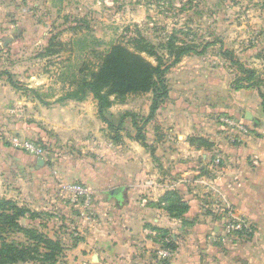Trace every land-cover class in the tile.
<instances>
[{"label":"rangeland","instance_id":"rangeland-1","mask_svg":"<svg viewBox=\"0 0 264 264\" xmlns=\"http://www.w3.org/2000/svg\"><path fill=\"white\" fill-rule=\"evenodd\" d=\"M50 41L52 47L48 46ZM115 43L133 51L152 48L164 63L171 60L169 51L176 46H190L202 52L183 55L164 74L168 95L157 99L160 107L147 122L145 118L154 100L152 92L110 96L111 104L104 113L114 126L111 128L104 122L96 135L89 130L70 132L67 141L35 121L32 105L27 114L20 110L23 106L20 94L24 93L26 84L37 89L46 104L60 103L58 100L67 91H76L67 85L71 75L84 63L94 67ZM226 50L231 51L234 60ZM140 53L153 65L157 64L155 56ZM240 64L254 71L253 78L242 83L255 84L241 89L258 92L259 87L264 91V0H0V95L6 99L0 102V212H13L4 200L26 207L28 213L15 218L17 225L36 229L60 243L53 258L44 260L51 249L41 237L37 250L28 252V255L36 253L37 259L26 258L9 264H86L76 260L80 251L74 248L80 236L73 217L82 216L81 201L64 192V184L57 182L51 172L43 173L41 178L29 174L24 177L18 166L23 154L32 155L33 166L38 165V157L49 164L66 161L68 169L72 167L77 174L92 180L100 171V178L113 179L115 165L119 163L129 170L136 168L129 162L136 157L143 168H146L143 161L148 160V169L155 171L157 180L175 179L168 170L164 171L162 163L176 156L172 153L177 148L168 151L163 143L177 140L176 134L168 132L177 118L167 123L160 110L166 108L169 96L176 97L186 103L181 107L186 108L187 115L199 114L203 127L229 141L233 132L225 119L249 120L244 112L236 118L228 116L227 111L232 100L230 93L237 91L231 84L238 77L248 76ZM5 88L11 90L10 94H6ZM197 105L201 109L197 110ZM125 113L129 116L121 118ZM119 122L120 127L115 128ZM261 124L264 126V122ZM32 125L38 129V138L27 133ZM195 137L210 141L206 135ZM234 138L231 142L238 143ZM24 140L43 147L44 154L28 153L20 146ZM109 188H114V182L102 188L100 199L91 197L90 202L116 203L108 193ZM18 226L0 217V249H4L8 258L14 252L2 247L4 244L21 248L38 239L32 238V233L18 231ZM159 237L165 240V250L171 253L168 245L176 246V240L162 233ZM0 258L6 259L5 254Z\"/></svg>","mask_w":264,"mask_h":264},{"label":"crops","instance_id":"crops-1","mask_svg":"<svg viewBox=\"0 0 264 264\" xmlns=\"http://www.w3.org/2000/svg\"><path fill=\"white\" fill-rule=\"evenodd\" d=\"M28 86L20 94L23 102L20 110L27 114L32 105L35 121H40L42 128L53 130L59 138L67 141L68 133L85 130L96 135L104 127L92 95L81 101L66 99L46 104L37 89ZM5 91L11 92L6 88ZM230 95L228 116L240 118L242 112L248 111L257 124L243 118L245 122L236 120L240 125L231 127L233 134L229 141L203 127L199 114L187 115L186 108L181 107L184 101L173 96L167 99L166 108L160 113L167 123L177 118L168 130L177 135V140H167L163 147L177 151L171 152L176 156L164 161L162 166L175 179L157 180L155 171L148 169V160L143 161L146 164L143 168L136 157L129 161L136 168L129 170L119 163L115 165L113 179L100 178V171L92 180L77 174L72 167L68 169L66 161L49 164L43 160L42 165L33 166L32 155L23 154L18 166L24 177L29 174L41 178L43 173L51 172L61 184L78 182L90 186L96 199L101 198L102 188L108 182L121 189L116 203L99 200L83 209L85 212L81 210L82 216L73 217L80 236L74 246L80 251L76 260L86 264H154L165 250V240L159 237L164 232L166 238L170 235L177 244L166 264H264V126L261 124L264 113L257 90L239 89ZM5 100L0 95V102ZM196 108L201 109L199 105ZM37 130L32 125L27 133L38 138ZM191 135H206L212 145L191 144L187 141ZM233 137L238 143L231 142ZM78 178L83 181H77ZM174 187L187 209L171 217L163 196ZM233 219L242 220L243 227L227 232L226 225Z\"/></svg>","mask_w":264,"mask_h":264},{"label":"trees","instance_id":"trees-1","mask_svg":"<svg viewBox=\"0 0 264 264\" xmlns=\"http://www.w3.org/2000/svg\"><path fill=\"white\" fill-rule=\"evenodd\" d=\"M48 46L52 47L53 43L50 41ZM141 51H144L151 56H155L157 64L153 65L145 56L140 53ZM169 52L171 60L167 63H164L162 56H160L152 48H142L140 51H133L121 43H115L108 49H106V51L100 57L99 63L94 67H91L89 63H84L77 72L71 75V77L68 79L67 85L71 88L75 87L76 91H67L66 94L58 101H63L65 99H74L77 101H81L85 99L88 94H91L96 101L99 117L103 122H105L109 127L112 128L114 124L109 119H107L104 113L105 109L111 104V100L109 98L110 96L120 97L126 94L152 92L154 94V100L151 106L150 113L145 118V122H147L153 117L156 110H158V108L160 107V102H158L157 99L165 98L168 95V89L166 88V84L164 81V74L174 64L179 62L183 55L188 53L200 54V52L202 51L197 52L196 49L190 46H176L173 50L171 48ZM225 53L229 54L233 59L231 51L226 50ZM240 66L242 67V70L248 74V76L236 78V81L231 84V87L235 90L254 87L255 84L253 83H242L243 81L253 78L254 71L244 68L242 64H240ZM10 83L15 87L17 86L13 81H11ZM258 95L260 97V106L264 113V91L260 90L259 87ZM125 116H129V113H125L121 118ZM132 122L135 126L137 125L136 119L134 117L132 118ZM118 125L115 128H119L121 122H119ZM189 141L191 144H196L197 146L209 147L212 145V143L204 137L192 136L190 137ZM110 195H112V197L116 199L118 198L120 193L117 191L114 194ZM163 199L165 201L167 210L172 216H179L183 211L187 209V205H185L181 201L176 189L166 191ZM3 202L11 205L9 209L13 212H0V217L7 219L9 223L18 226L15 218L18 214L22 215L26 214V212L28 213V209L26 207H17V205L12 203V201L10 200H4ZM33 215H36V213H33ZM17 229L18 231L21 230L23 232L32 233V238L36 237L38 239H35V242L31 243V245H22L21 248H19L18 245L16 247L10 248V246H5L8 244H4L2 247L11 249L14 252V255H11L8 258V255L6 254V252H4V249H0V255L5 254L6 257V259L0 258V264L14 263L19 260H25L26 258L37 259L36 253H34L35 255H28V252L31 250H37L38 243L41 242V237H43L44 240L42 242H45L46 246L51 249L50 252L46 253L44 260L53 258V256L55 255L54 249L59 248L60 245L58 241H51L50 239L41 235L36 229H29L22 225H19ZM161 233L165 235L164 232ZM168 247L173 250L175 248V245H172L171 243V245H168ZM52 260L55 261V259ZM165 263L166 261H164L162 264Z\"/></svg>","mask_w":264,"mask_h":264},{"label":"built area","instance_id":"built-area-1","mask_svg":"<svg viewBox=\"0 0 264 264\" xmlns=\"http://www.w3.org/2000/svg\"><path fill=\"white\" fill-rule=\"evenodd\" d=\"M228 124H230L231 127L239 126L240 124L236 122L233 119H225ZM238 123V124H237ZM20 146L24 148L28 153H31L33 155L41 156L44 154V148L39 146L37 143H35L32 140H24L20 143ZM64 192H67L71 195L72 199L75 201H81L83 205V209H88L91 205L90 200L92 197V190L86 186L85 184L78 183V182H70L67 184H64ZM82 209V210H83ZM83 212H85L83 210ZM243 227V221L239 219H233L229 221L226 225L227 232H233L242 229ZM171 256V253L168 250H163L160 253V256L155 261L156 264H162L165 259L169 258Z\"/></svg>","mask_w":264,"mask_h":264},{"label":"water","instance_id":"water-1","mask_svg":"<svg viewBox=\"0 0 264 264\" xmlns=\"http://www.w3.org/2000/svg\"><path fill=\"white\" fill-rule=\"evenodd\" d=\"M245 118L246 119H249V120H253L254 121V123L256 124L257 123V119L256 118H253V116L248 112V111H246L245 112ZM37 163L39 164V165H42L43 164V159L41 158V157H38V159H37ZM119 188H113V189H111L110 191H109V193L110 194H114L115 192H119Z\"/></svg>","mask_w":264,"mask_h":264}]
</instances>
